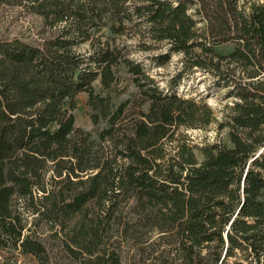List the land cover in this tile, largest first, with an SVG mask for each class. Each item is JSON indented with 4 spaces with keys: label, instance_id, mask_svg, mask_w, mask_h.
Instances as JSON below:
<instances>
[{
    "label": "trees",
    "instance_id": "1",
    "mask_svg": "<svg viewBox=\"0 0 264 264\" xmlns=\"http://www.w3.org/2000/svg\"><path fill=\"white\" fill-rule=\"evenodd\" d=\"M0 7L40 19L0 33V255L44 264L56 243L84 264H264V0ZM174 56L163 89L153 70ZM196 74L221 120L179 94ZM215 125L212 143L186 133Z\"/></svg>",
    "mask_w": 264,
    "mask_h": 264
},
{
    "label": "rangeland",
    "instance_id": "2",
    "mask_svg": "<svg viewBox=\"0 0 264 264\" xmlns=\"http://www.w3.org/2000/svg\"><path fill=\"white\" fill-rule=\"evenodd\" d=\"M40 24V19L26 14L20 8L14 7H0V33L3 35H26L30 36L33 32H29L30 29L34 30ZM231 44H224L217 48L220 53H229L232 50ZM178 56H174L172 62L166 67L156 68L153 70L155 78L159 81V84L163 89L168 87L167 82L171 75L176 73L178 68ZM204 77L200 74H196V77L192 80L185 79L179 86V94L186 96H197L202 94L206 97L207 102L215 109L218 119L221 120V110L226 104L221 100L222 93L210 94L208 90L209 82H204ZM88 95L81 93L76 97V109L74 111L76 118V125L84 130L92 131L94 126L90 119V108L88 106ZM224 130L221 133L218 132L217 126H212L208 130H189L186 133L190 138L196 142H214L219 138L226 135ZM54 250L51 251L52 257L49 262L44 264H84L83 262H77L68 257L66 253L60 251L56 243H52ZM51 249V248H50ZM0 264H14L13 259L9 260L7 255H0ZM15 264H40L37 260L31 256H20L18 262Z\"/></svg>",
    "mask_w": 264,
    "mask_h": 264
}]
</instances>
